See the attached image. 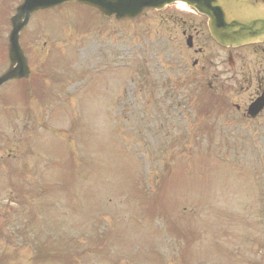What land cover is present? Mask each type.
I'll use <instances>...</instances> for the list:
<instances>
[{"label": "rangeland", "instance_id": "obj_1", "mask_svg": "<svg viewBox=\"0 0 264 264\" xmlns=\"http://www.w3.org/2000/svg\"><path fill=\"white\" fill-rule=\"evenodd\" d=\"M18 4L0 0V74ZM148 14L33 18L29 78L0 89V264H264V149L207 88L225 51Z\"/></svg>", "mask_w": 264, "mask_h": 264}, {"label": "flooded vegetation", "instance_id": "obj_2", "mask_svg": "<svg viewBox=\"0 0 264 264\" xmlns=\"http://www.w3.org/2000/svg\"><path fill=\"white\" fill-rule=\"evenodd\" d=\"M21 1L22 0H19V4ZM186 1L187 0H170L169 5L165 6L161 11L155 12L149 10L137 19H143L149 16L148 13L153 12V14L158 15V20L161 24H166L168 27L167 32L177 25L182 27V35L185 36V47L188 50H192L195 56L201 57L206 49H208L206 45L202 44L206 41L205 33L213 49L225 51V84H219L218 80H216L218 77L214 74L213 76L217 78L213 77V83H208L207 88L211 93L213 92L218 96L225 93V129L231 131L235 129V131L242 136H254L256 143L264 149V41L240 48L225 47L224 49L217 46L209 36L207 31L208 19L205 16L199 14L197 11L188 10L193 14V16L189 17L178 13L181 12L179 10H173V8L177 6L184 5L183 2ZM193 1L194 0H190L192 3ZM250 1L264 2V0ZM74 7L81 8V10L88 13V16L92 18H100L96 10L77 3L65 4L56 9L38 11L30 17L28 24L20 33L21 47L22 41L25 40L24 34L31 31L34 33L33 36L36 37L37 34L41 32V25L37 26L33 24L35 18L47 12ZM173 12H176V16L173 15ZM179 15L194 19L196 24L205 30V33L202 30L189 33L191 29H195V27L192 25V22H190V25L186 28L185 19L178 18ZM81 18L87 19V15H83ZM186 33L189 34L187 35ZM34 47L35 46H32V48ZM41 48H46L45 43ZM32 52L36 53L37 47ZM169 52L171 53L170 49ZM198 64L197 58H195L192 62L193 68L195 69ZM206 64L209 65V62H206ZM204 70L205 67L201 71L204 72ZM234 125L235 127H232Z\"/></svg>", "mask_w": 264, "mask_h": 264}, {"label": "water", "instance_id": "obj_3", "mask_svg": "<svg viewBox=\"0 0 264 264\" xmlns=\"http://www.w3.org/2000/svg\"><path fill=\"white\" fill-rule=\"evenodd\" d=\"M74 0H24L11 19L8 39L10 67L0 76V86L12 79L27 76V66L21 54L18 37L29 15L38 10ZM97 8L105 17L117 20L134 18L145 8L160 9L163 0H76ZM199 11L209 17L208 30L212 39L222 47H241L264 40V3L246 0H204ZM210 11V12H209ZM24 21L21 22V19Z\"/></svg>", "mask_w": 264, "mask_h": 264}]
</instances>
